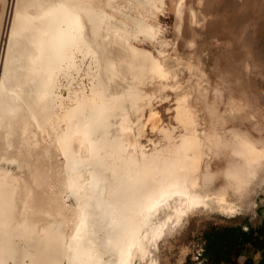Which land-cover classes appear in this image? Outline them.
Segmentation results:
<instances>
[{
	"label": "bare ground",
	"instance_id": "obj_1",
	"mask_svg": "<svg viewBox=\"0 0 264 264\" xmlns=\"http://www.w3.org/2000/svg\"><path fill=\"white\" fill-rule=\"evenodd\" d=\"M2 2L3 21L6 0ZM103 2H17L0 85V132L8 127L7 139L0 136V163L13 162L18 171L0 165V264H136L137 257L157 264L151 258L157 238L179 228L194 209L209 204L212 209L232 211L226 193L193 191L200 185L199 171L209 156L205 141H215V137L211 132L200 136L197 116L186 98L178 106L185 133L176 139L169 129L162 128L165 147L156 154L141 149L137 155L129 147L139 146L140 137L135 139L123 122L125 140L111 139L108 134L102 141L95 138L97 129L112 125L110 116L123 103L120 95L96 87L103 104L94 102L89 107L85 95H76V103L68 107L54 90L56 71L79 70L83 60L95 52L86 27L92 23L95 36L100 35ZM168 67L155 64L152 74L166 76ZM59 106L66 108L63 119L67 129L56 140L64 159L61 166L51 165L48 172H42L48 181L45 184L41 179L45 184L41 190L37 170L25 171L21 142L27 133L16 127V119L26 112L30 124L36 123L39 115L50 120ZM154 116L152 112V120H156ZM17 134L23 138L18 144L14 140ZM244 146L248 162L260 161L263 150L249 140ZM70 198L75 199L74 206L69 204ZM161 211L165 217L161 223L154 222L153 217Z\"/></svg>",
	"mask_w": 264,
	"mask_h": 264
},
{
	"label": "rangeland",
	"instance_id": "obj_2",
	"mask_svg": "<svg viewBox=\"0 0 264 264\" xmlns=\"http://www.w3.org/2000/svg\"><path fill=\"white\" fill-rule=\"evenodd\" d=\"M17 2L6 0L2 21L4 5L0 0V85ZM103 14L98 37L92 23L86 27L87 40L95 52L83 60L79 70L56 71L54 90L68 107L83 95L89 107L94 102L103 104L96 87L120 95L122 109L112 113L110 127L97 129L95 138L102 141L108 134L111 139L125 140L123 122L135 139L140 137L141 147H129L137 155L141 149L156 154L165 147L162 128L169 129L176 139L185 133L178 106L186 98L197 116L200 136L211 132L215 137V141H205L209 156L202 162L200 185L193 191L226 193L232 208L221 211L206 204L194 209L179 228L157 238L151 258L157 264H203L204 233L213 226H242L263 236L264 155L260 161L248 162L244 141L264 152V0H104ZM77 59L82 60V55ZM155 64L165 69L169 66L170 77L168 72L154 76ZM64 109H54L50 120L39 115L36 123L28 122L26 112L16 119V127L27 133L21 142L25 171L35 168L45 184L48 177H42V172H48L51 165L61 166L64 159L56 143L67 129ZM152 112L156 120L151 119ZM6 129L0 132L4 141ZM20 139L23 141L19 134L14 136L17 144ZM44 146L47 150H41ZM0 165L18 171L13 162L2 160ZM42 180L38 182L40 189L45 185ZM68 202L76 204L74 198ZM154 217V222L161 223L165 212ZM262 255L257 247L246 245L236 261L245 264L251 257L258 264ZM135 263L148 262L137 257Z\"/></svg>",
	"mask_w": 264,
	"mask_h": 264
},
{
	"label": "trees",
	"instance_id": "obj_3",
	"mask_svg": "<svg viewBox=\"0 0 264 264\" xmlns=\"http://www.w3.org/2000/svg\"><path fill=\"white\" fill-rule=\"evenodd\" d=\"M264 231V229H263ZM254 229L244 230L242 226H213L204 233L203 264H237V257L242 254L243 247L252 245L262 251L258 264H264V233L256 234ZM245 264H256L248 257Z\"/></svg>",
	"mask_w": 264,
	"mask_h": 264
},
{
	"label": "flooded vegetation",
	"instance_id": "obj_4",
	"mask_svg": "<svg viewBox=\"0 0 264 264\" xmlns=\"http://www.w3.org/2000/svg\"><path fill=\"white\" fill-rule=\"evenodd\" d=\"M121 109H122V106H121V108H120L119 110H121ZM52 114H53V113H52ZM52 114H51V115H52Z\"/></svg>",
	"mask_w": 264,
	"mask_h": 264
}]
</instances>
